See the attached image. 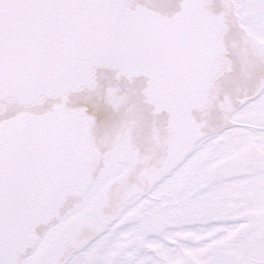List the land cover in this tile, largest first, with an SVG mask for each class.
Here are the masks:
<instances>
[{"label":"snow or ice","instance_id":"obj_1","mask_svg":"<svg viewBox=\"0 0 264 264\" xmlns=\"http://www.w3.org/2000/svg\"><path fill=\"white\" fill-rule=\"evenodd\" d=\"M0 264H264V0H0Z\"/></svg>","mask_w":264,"mask_h":264}]
</instances>
